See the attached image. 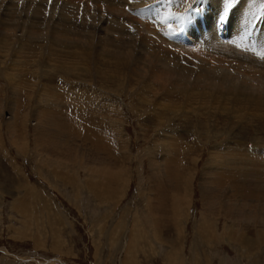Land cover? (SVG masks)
<instances>
[{
  "label": "rangeland",
  "instance_id": "obj_1",
  "mask_svg": "<svg viewBox=\"0 0 264 264\" xmlns=\"http://www.w3.org/2000/svg\"><path fill=\"white\" fill-rule=\"evenodd\" d=\"M85 3L92 5L89 23L101 24L106 14L93 1L77 3V16L82 19ZM62 5L63 0H0V21L13 26L17 22L41 25L38 33L45 34L43 26H58L67 17ZM35 9L43 12L36 24L34 17L39 13ZM106 19L113 20L109 14ZM21 27L17 26L19 31L15 26L17 34L26 29ZM100 28L103 32L98 36L121 34L102 24ZM129 28L134 32V27ZM80 29L91 37V27ZM132 32L126 34L127 39L136 37ZM8 41L12 46L0 45V264H264V154L249 151L264 149V129L256 131L249 125L245 137L239 138L244 142L241 148L247 150L242 153L248 157H235L246 161L245 169L249 161L259 159L256 166L248 164V168L253 166L248 170L252 175L231 162L234 171L225 169L211 191L204 179L206 166L215 157L212 153L223 151L225 160L224 147H236L238 139L224 135L217 139L213 132L204 137L198 132L199 122H192L196 116L191 122L173 118L158 125L156 111L149 113L146 107L150 106L127 94L126 86L119 90L94 75L38 73L30 60L36 61L40 54L34 57L27 52L26 56L17 51L24 42ZM214 44L204 51L211 65H219L222 58L224 65L227 58L231 63L235 60L218 54L223 45ZM167 45L190 53L187 47ZM7 74H16L13 79L22 74L20 85H11ZM53 87L61 89L63 99L51 91ZM48 92L56 98L51 100ZM45 109L60 110L57 126L48 119L46 124L40 121ZM15 120L12 130L9 124ZM167 130L177 134L168 136ZM155 163L162 165L157 171Z\"/></svg>",
  "mask_w": 264,
  "mask_h": 264
},
{
  "label": "bare ground",
  "instance_id": "obj_2",
  "mask_svg": "<svg viewBox=\"0 0 264 264\" xmlns=\"http://www.w3.org/2000/svg\"><path fill=\"white\" fill-rule=\"evenodd\" d=\"M90 1H93V6L103 11L104 15L109 14L113 18V20L110 21L106 19V15L105 18L100 16L102 19L101 24L106 26L108 30L120 31V35L111 36L107 35V32L106 37L103 36L104 34L98 36L97 34L100 35V33L103 32V29L101 30L100 28L101 24L97 22L96 24H90L88 20V15L90 14L89 6L92 5L85 3L86 12L83 13L82 19H80L76 14V7H78L77 3H82V0H63L62 6L64 7L63 9L67 11V17L61 18L62 20L60 19L58 26L56 24L54 26L53 24H48V26L46 23L45 25L47 27H42L43 33L45 34L38 33V28H41V25L36 28V25L33 26V24L28 25L23 22H17L13 26V24H9V22L3 24L0 21V27L4 29L0 31V36H2L0 38V43L2 42V44L0 45L5 49L10 45L12 46V44L8 43V40L16 41L17 43L20 42V44L24 42L23 48L19 46L22 50L17 51L24 54L26 53V56L28 55L27 52L33 54L32 56L34 57L40 54L38 55V59L35 58L36 61L30 60L31 68L38 73L44 72L45 75H48L50 70H53L52 72H55V74H57L56 71H60V73L73 74L80 78H91V75H94L98 77L103 84L106 83L110 86L115 85L119 90L123 86H126L127 94L131 92L133 97L138 96L144 105L150 106L149 108L146 107L149 113L153 110L156 111V115L159 117L158 125L165 124L167 120H173V118H177L180 122H185V120L188 122L192 119V116H196L195 119H192V122L195 121V124L196 122L201 123H197L199 125L198 132H201L204 137L208 135L209 132H213L217 139H219L221 135H224V137L229 140L238 139L239 141L236 147L225 144L226 146L224 149L227 150L225 151L227 156L225 160H222V155L223 157L225 155L223 151L214 150L217 152L212 153L213 155L215 154V157L211 155L212 158L208 163L209 166L207 165L205 169L207 177L204 180L208 189L211 190L215 186L216 182L220 180L219 177H222V173H224L225 169H234L232 165H230L231 162L236 168V165L239 164L238 170L243 169L246 171L247 175H252L248 170L258 165L259 161L258 163L256 161L259 159L253 160L249 157L253 162L248 160V164L251 163L253 166L248 168V164H246L247 169H245L246 161L242 159L238 160L239 158L236 159L235 155L238 154L240 158L244 157V159L248 157L245 152L244 154L242 153V151L247 150L246 148L245 150H243V147L241 148L244 142L239 138L245 137V133L249 131V125H253L251 127H255L256 131L264 129V0H231V3L230 0L229 2L228 0ZM235 2H237V4ZM70 3H72V5ZM37 13H39V17L35 15V21L33 20L34 24L39 23L41 15L43 14L39 9L36 10V14ZM113 21H116L117 25H115L116 23L113 24ZM68 24L72 25V27H76L77 30H72ZM15 26L16 28L17 26L26 27V29L24 30L21 27L24 31L21 30L22 33L17 34L18 31H16ZM129 26L134 27V32H132ZM80 27L82 29L91 27V31H93L91 37L84 36V30H81ZM181 27L183 33L180 31ZM146 30H149V33L145 32ZM131 32L136 34V37L133 36L127 39L126 34H130ZM7 43L9 46H7ZM167 43L178 45L180 49L187 47L186 51L190 53L176 51L174 50L176 46L171 49L172 47L170 48ZM214 43L220 46L223 45L222 51L216 49L214 52L218 53L220 51V53H218L220 55L223 53L226 54L227 57L235 58V60L232 59L235 61H232V63L230 62L231 58L230 60L228 58L225 59V61L228 60L227 63L230 62L228 64L225 63V65L227 64L229 66V70H232L230 66H234V70L239 69L238 73L236 70L235 73L232 72L234 70L229 71L227 68L226 70L223 69V67L225 68L224 63H222L224 62L222 60L224 58L220 60L221 56L217 54L216 56L220 58L218 57L216 59L220 60L221 63L220 61L218 63L217 60H214L215 62L217 61L219 65L221 64V67L209 63L210 58H208V61L206 57L207 54H205L204 51H206V49L211 50L207 46H210V44L215 45ZM57 47L61 49L57 50ZM190 48L193 50H190ZM7 50L2 51V53L4 52L5 54ZM14 50L16 49L14 48ZM224 50L225 52H223ZM42 55H45V58H40ZM12 62H14V60H12ZM17 62L23 64L21 61ZM11 65L16 67L13 63ZM227 65L226 67H228ZM247 67L249 70L252 68L251 71H246L248 69ZM12 72L11 74L13 75L16 71ZM17 74L19 75V73ZM12 75L10 77L7 74L8 77H6L9 79L11 85H20L23 79L20 78L22 74H20V77L17 76V79H13L16 77V74L13 77ZM43 89L45 91V86ZM52 89L53 90H50H55L56 95L59 94L62 98L64 93L62 95L60 91H58L61 89H54V87ZM48 96L50 97L49 92ZM53 97L51 96L50 99L56 98ZM151 97H154V99H150ZM50 103L48 106L51 105ZM56 104L61 106L58 102H56ZM45 106L46 104L44 107ZM150 110L152 111L150 112ZM46 111H43L44 113L42 112L43 114L41 115V112H39L40 121L46 124L48 119L50 125L57 122L56 120H58V112L60 110H57L58 112H51V110L50 112L49 110ZM169 116L171 117L170 119ZM163 117L166 118L165 121ZM37 119L39 120V118ZM15 123L16 120L14 123L11 122L9 124L12 130ZM203 123L206 127L202 128V126H204ZM210 123H213V125ZM35 124L37 125L38 123ZM55 124L57 126L58 123ZM208 126L210 127L208 128ZM45 127L47 128V126ZM50 128H48V130H50ZM14 131L16 130L14 129ZM174 132L175 131L169 132V130H167L166 133L170 136V133L173 134ZM52 133L55 134L53 131ZM175 134L177 133L175 132ZM167 135L164 134V138H166ZM182 136L183 135H181V137ZM54 140L56 139L54 138ZM54 142L56 143V141ZM55 143L54 145H56ZM57 146L58 145H56V147ZM221 149H223L222 145ZM240 151L241 153H239ZM249 151H253L255 154H264V149L262 148H249ZM259 155L260 154H258V156ZM226 163L227 165H225ZM154 166H157L155 167L157 171L162 165L155 163ZM221 169L223 172L220 174L219 171ZM262 175H264V173ZM229 179L232 180V177ZM205 185L203 187L204 189ZM213 194H209L211 198H214L212 196H216ZM207 195L205 197H208Z\"/></svg>",
  "mask_w": 264,
  "mask_h": 264
},
{
  "label": "snow or ice",
  "instance_id": "obj_3",
  "mask_svg": "<svg viewBox=\"0 0 264 264\" xmlns=\"http://www.w3.org/2000/svg\"><path fill=\"white\" fill-rule=\"evenodd\" d=\"M230 3H231V0H230ZM230 3H229V6H230Z\"/></svg>",
  "mask_w": 264,
  "mask_h": 264
}]
</instances>
